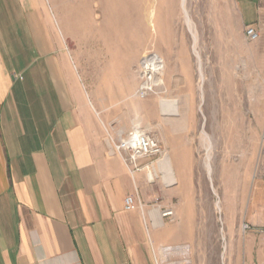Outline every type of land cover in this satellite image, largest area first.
Returning a JSON list of instances; mask_svg holds the SVG:
<instances>
[{"label": "crops", "instance_id": "1", "mask_svg": "<svg viewBox=\"0 0 264 264\" xmlns=\"http://www.w3.org/2000/svg\"><path fill=\"white\" fill-rule=\"evenodd\" d=\"M230 1L240 24L261 32L264 53V0ZM45 8L43 0H0V264H156L159 246L190 240L191 225H169L147 209L159 197L151 176L166 179L163 166L126 164L108 134L138 127L164 142L168 121L155 99L129 97L121 56L92 48L89 23L72 24L69 60ZM180 38L175 76L187 83L195 38ZM126 195L146 206L125 210Z\"/></svg>", "mask_w": 264, "mask_h": 264}, {"label": "rangeland", "instance_id": "2", "mask_svg": "<svg viewBox=\"0 0 264 264\" xmlns=\"http://www.w3.org/2000/svg\"><path fill=\"white\" fill-rule=\"evenodd\" d=\"M43 3L49 34L59 37L69 60L75 21L90 24L92 48L101 53L110 51L114 60L115 55L121 56V74L129 92L132 89V99L142 98L137 94L142 83V57L155 53L162 61L153 90L142 99H155L154 109L159 110L162 122L168 121L165 130L159 131L165 140H159L171 163L175 160L177 182L166 187L162 182H166L165 177L161 178L154 167L159 178L151 176V184L159 188V197L145 204L147 209L157 203L172 209V219L164 218L163 222L190 223L191 238L160 245L155 263L252 264L262 260L264 236L258 230L264 221L261 32L255 41L246 38L247 25L240 24L230 0H185L193 29L185 21L182 0ZM191 34L195 38L188 43L193 77L190 82H179L173 51L185 46L179 37ZM187 117L193 120L188 122ZM172 125L177 129L175 137ZM166 141L175 146V154L168 153ZM157 158L142 159L153 161V166L159 161L160 169L162 158ZM244 223L252 228L244 230Z\"/></svg>", "mask_w": 264, "mask_h": 264}, {"label": "built area", "instance_id": "3", "mask_svg": "<svg viewBox=\"0 0 264 264\" xmlns=\"http://www.w3.org/2000/svg\"><path fill=\"white\" fill-rule=\"evenodd\" d=\"M259 30L254 25H247L245 27V36L250 41H255L259 38ZM141 64V79L142 83L137 89V94L139 97H145L153 90L154 76L149 69V66H154L157 64L161 65L162 61L159 55L155 53L146 54L140 60ZM110 140L113 142L114 152L119 154L126 164H135L138 159L141 158H150L158 157L162 158L165 156L159 139L150 134L147 130L142 128L133 127L127 133L122 136L112 137L108 134ZM157 158V159H158ZM146 205L141 201H137L133 195H126L124 198V209L125 210H134L136 208H144ZM151 210H155L158 213V216L163 221L164 218L169 220L173 217V210L169 208H162V205L158 204L152 206ZM252 227L248 223L243 224V229H251ZM264 236V221L259 229ZM259 264V263H252Z\"/></svg>", "mask_w": 264, "mask_h": 264}, {"label": "bare ground", "instance_id": "4", "mask_svg": "<svg viewBox=\"0 0 264 264\" xmlns=\"http://www.w3.org/2000/svg\"><path fill=\"white\" fill-rule=\"evenodd\" d=\"M182 8H183V12H184V17H185L186 23L188 24L190 29H193V25L191 23V20H190V18L188 16V12H187V9H186L185 0H182ZM155 66L158 69H155ZM160 68H161L160 64H157V65H154V66H149V69H150V71L152 72V75L155 78L154 79L155 83L157 82V79H158V75L157 74H158V71L160 70ZM160 101H161L160 103L164 104V100H160ZM162 166H163L164 171H165V176H166L167 183L169 185L175 183L176 178H175L173 166H172V163L170 161V158L168 156H166V155L162 157Z\"/></svg>", "mask_w": 264, "mask_h": 264}]
</instances>
